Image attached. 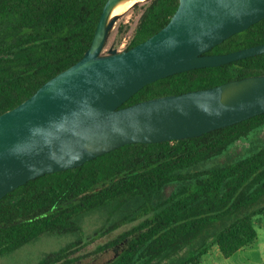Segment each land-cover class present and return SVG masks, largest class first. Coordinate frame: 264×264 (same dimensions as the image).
Segmentation results:
<instances>
[{
  "label": "trees",
  "instance_id": "1",
  "mask_svg": "<svg viewBox=\"0 0 264 264\" xmlns=\"http://www.w3.org/2000/svg\"><path fill=\"white\" fill-rule=\"evenodd\" d=\"M106 1L0 0V114L83 56ZM178 3L143 4L125 49L162 28ZM260 43L264 17L208 53ZM257 74L264 53L157 79L122 105ZM262 128L264 112L196 137L126 144L30 179L0 198V257L47 233L72 238L34 264H75L87 244L127 225L93 250L119 246L104 264H201L214 246L231 256L255 242L254 223L264 218V141L241 157L219 158ZM91 215L100 224L84 235Z\"/></svg>",
  "mask_w": 264,
  "mask_h": 264
},
{
  "label": "water",
  "instance_id": "2",
  "mask_svg": "<svg viewBox=\"0 0 264 264\" xmlns=\"http://www.w3.org/2000/svg\"><path fill=\"white\" fill-rule=\"evenodd\" d=\"M117 1L105 2L78 61L0 114V198L126 144L196 137L264 112V74L122 105L157 79L264 53V43L208 53L263 18L264 0H179L157 32L101 54Z\"/></svg>",
  "mask_w": 264,
  "mask_h": 264
},
{
  "label": "rangeland",
  "instance_id": "3",
  "mask_svg": "<svg viewBox=\"0 0 264 264\" xmlns=\"http://www.w3.org/2000/svg\"><path fill=\"white\" fill-rule=\"evenodd\" d=\"M148 1L149 0L134 4L136 6L132 7L115 19L107 30L101 54H108L114 49L117 51L125 49L132 37L138 18L143 11V4ZM263 141L264 128L250 133V135L245 139L237 140L229 147L226 153L219 158V160L222 161L229 158L241 157L248 153L251 144H259ZM99 224L100 220L97 215L86 217L83 222V234L87 235L91 233L92 230ZM126 227H128V225L115 230L107 236L97 238L93 242L87 244L79 251V253L86 254V256L75 264H104L107 260L111 259L118 250L119 246L97 253H94L93 250L97 245L106 242ZM71 238L72 237L68 235L45 233L38 239L21 246L11 253L1 256L0 264H34L46 253L57 250L61 246L65 245Z\"/></svg>",
  "mask_w": 264,
  "mask_h": 264
},
{
  "label": "crops",
  "instance_id": "4",
  "mask_svg": "<svg viewBox=\"0 0 264 264\" xmlns=\"http://www.w3.org/2000/svg\"><path fill=\"white\" fill-rule=\"evenodd\" d=\"M254 225L257 237L251 246L240 248L228 257H223L214 246L201 264H264V218L255 221Z\"/></svg>",
  "mask_w": 264,
  "mask_h": 264
},
{
  "label": "bare ground",
  "instance_id": "5",
  "mask_svg": "<svg viewBox=\"0 0 264 264\" xmlns=\"http://www.w3.org/2000/svg\"><path fill=\"white\" fill-rule=\"evenodd\" d=\"M146 0H118L109 15L108 21H110L114 16H121L123 13L127 12L133 7L134 4L138 2H144Z\"/></svg>",
  "mask_w": 264,
  "mask_h": 264
}]
</instances>
